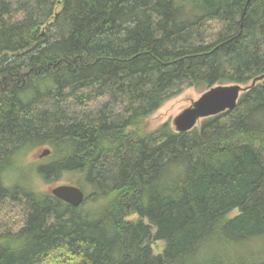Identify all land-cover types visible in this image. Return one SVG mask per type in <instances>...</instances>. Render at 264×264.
I'll return each instance as SVG.
<instances>
[{
	"label": "trees",
	"instance_id": "16d2710c",
	"mask_svg": "<svg viewBox=\"0 0 264 264\" xmlns=\"http://www.w3.org/2000/svg\"><path fill=\"white\" fill-rule=\"evenodd\" d=\"M263 74L264 0H0V264H264V80L148 122ZM63 175L78 208L35 186Z\"/></svg>",
	"mask_w": 264,
	"mask_h": 264
},
{
	"label": "water",
	"instance_id": "95a60500",
	"mask_svg": "<svg viewBox=\"0 0 264 264\" xmlns=\"http://www.w3.org/2000/svg\"><path fill=\"white\" fill-rule=\"evenodd\" d=\"M262 80H264V74L253 79L248 86L218 85L208 89L172 120L174 131L176 133L189 132L202 119L214 117L226 111H233L237 106L240 94ZM48 155L49 150L45 149L38 158L41 159ZM49 193L73 208H78L85 200V194L80 188L68 184L55 186L49 190Z\"/></svg>",
	"mask_w": 264,
	"mask_h": 264
},
{
	"label": "rangeland",
	"instance_id": "374dc122",
	"mask_svg": "<svg viewBox=\"0 0 264 264\" xmlns=\"http://www.w3.org/2000/svg\"><path fill=\"white\" fill-rule=\"evenodd\" d=\"M231 85V84H230ZM203 90L199 89H194V88H189L184 90L179 96L169 100L166 102L160 109H158L154 114H152L148 118V122L150 123V130H155L162 126L165 123H169L170 127L174 130L172 120L179 114L181 113L185 108L189 107L192 101L197 100L200 95L203 93ZM107 101H102L98 100L89 105V109L93 113L100 112L102 110V106L106 103ZM203 120V119H202ZM201 121L198 122L197 125H199ZM45 150V148H42L38 152H34L31 154L28 158V161L30 162H36V163H41L45 161L46 157L44 158H38L39 154ZM69 175H63L59 181H53L49 183H45L44 180L42 179H37L35 180L36 188L40 189L42 191H49L51 188L58 186V185H67V184H72L69 182ZM94 191V189H90V193H86V196H90L91 193ZM153 251L155 253H158L162 250L163 243L162 242H157L153 246ZM252 257L255 258V256L258 253H253L251 252ZM259 256V255H257Z\"/></svg>",
	"mask_w": 264,
	"mask_h": 264
},
{
	"label": "bare ground",
	"instance_id": "6f19581e",
	"mask_svg": "<svg viewBox=\"0 0 264 264\" xmlns=\"http://www.w3.org/2000/svg\"><path fill=\"white\" fill-rule=\"evenodd\" d=\"M207 21V20H206ZM259 23V22H258ZM254 28V27H253ZM73 182V181H72ZM72 182H70V183H72ZM80 189H81V187H80ZM263 244V243H262ZM254 250V249H253ZM191 255V254H190ZM251 255V254H250ZM213 259V258H212ZM263 260V259H262ZM201 264V263H200Z\"/></svg>",
	"mask_w": 264,
	"mask_h": 264
}]
</instances>
